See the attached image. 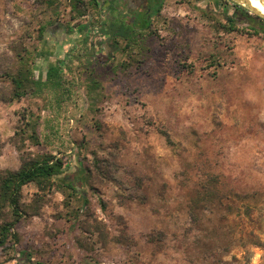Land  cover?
Segmentation results:
<instances>
[{
    "label": "rangeland",
    "instance_id": "rangeland-1",
    "mask_svg": "<svg viewBox=\"0 0 264 264\" xmlns=\"http://www.w3.org/2000/svg\"><path fill=\"white\" fill-rule=\"evenodd\" d=\"M217 1L144 0L96 53L107 1L0 0V171L51 153L81 181L41 193L0 264H264V32Z\"/></svg>",
    "mask_w": 264,
    "mask_h": 264
},
{
    "label": "trees",
    "instance_id": "trees-1",
    "mask_svg": "<svg viewBox=\"0 0 264 264\" xmlns=\"http://www.w3.org/2000/svg\"><path fill=\"white\" fill-rule=\"evenodd\" d=\"M78 1L79 0H75V2ZM91 1L97 2L98 0ZM218 2L219 1H217L216 4H219ZM231 5L233 7V13L231 15H226V20L230 24V30H234L236 22L240 20L254 23V25L258 26L259 29L264 32L263 18L255 14H250L248 9L241 7L234 1L231 2ZM118 20L119 18L117 21ZM105 28L106 26L104 24L99 27L101 33V39L99 40L100 45L105 41L106 35L110 36L111 41L114 42L116 36H121L126 39L130 32L124 21L119 24L110 23L108 25L109 29ZM58 75L59 68L57 66L48 67L47 79H51L54 76L57 77ZM10 80L12 84L8 97L10 100L20 98L31 87V83H37V79L33 76V72L27 67L13 73ZM35 128L36 125L32 124V132L28 135V138L35 144H38ZM64 165L65 161L61 157L51 153L36 155L27 153L22 154L21 164L18 169L0 171V248H4L10 241L17 243L18 236L14 227L22 217L29 213L28 210L30 208L34 214L37 215L39 213V203L43 200V194L41 193L52 188L58 190L68 188L70 190L69 195L77 193L81 185V181L76 174L77 172L70 175V177L68 176V178L63 176ZM79 172L81 173V170ZM27 184H34L38 192H40V194H35L36 198L34 204H25L21 201L22 188ZM26 255L28 256V254Z\"/></svg>",
    "mask_w": 264,
    "mask_h": 264
},
{
    "label": "flooded vegetation",
    "instance_id": "flooded-vegetation-1",
    "mask_svg": "<svg viewBox=\"0 0 264 264\" xmlns=\"http://www.w3.org/2000/svg\"><path fill=\"white\" fill-rule=\"evenodd\" d=\"M107 1V3L111 6H113V10L110 9V11H119L117 13H115V15L117 17H122V15L124 14H129V17H136L137 16V9H141L142 14L144 15L145 19L148 18L147 13H148V8L146 5H144V0H104ZM133 3H130V2ZM116 3V4H115ZM122 5L121 7H117V5L119 6L120 4ZM131 4H134L133 7ZM126 7V8H125ZM138 7V8H137ZM112 8V7H110ZM117 8V9H116ZM133 10V11H132ZM136 10V12L134 13V11ZM127 17V15H126Z\"/></svg>",
    "mask_w": 264,
    "mask_h": 264
},
{
    "label": "built area",
    "instance_id": "built-area-1",
    "mask_svg": "<svg viewBox=\"0 0 264 264\" xmlns=\"http://www.w3.org/2000/svg\"><path fill=\"white\" fill-rule=\"evenodd\" d=\"M90 34L89 35V44L90 45H93V47L96 49V53L97 51L99 50V40L101 39V33H100V30H99V27H94V28H90ZM99 46V47H98Z\"/></svg>",
    "mask_w": 264,
    "mask_h": 264
},
{
    "label": "crops",
    "instance_id": "crops-1",
    "mask_svg": "<svg viewBox=\"0 0 264 264\" xmlns=\"http://www.w3.org/2000/svg\"><path fill=\"white\" fill-rule=\"evenodd\" d=\"M130 3H133V2L131 1ZM119 4H120V3H119ZM131 5H132V7H133L134 4H131ZM121 6H122L121 4H120L119 6L117 5V7H121ZM125 8H126V7H125ZM116 9H117V8H116ZM132 11H133V10H132ZM117 12H119V11L115 10V11H113V12L110 14V16H109V19L114 20V21H113V24H114V22L117 21L118 18L120 19V17H117V16L115 15V13H117ZM135 12H136V10L134 11V13H135ZM136 13H137V12H136ZM112 43H113V42L111 41L110 36L107 35V37H106L105 41L102 43L101 47H102L103 50L108 51V50L112 49V47H113V44H112Z\"/></svg>",
    "mask_w": 264,
    "mask_h": 264
},
{
    "label": "water",
    "instance_id": "water-1",
    "mask_svg": "<svg viewBox=\"0 0 264 264\" xmlns=\"http://www.w3.org/2000/svg\"><path fill=\"white\" fill-rule=\"evenodd\" d=\"M237 3L241 4L242 6H245L248 8V10L250 12H252L255 15L260 16L261 18L264 19V14L262 12H260V10H258L257 8H255L252 4H250L247 0H235ZM261 5L264 8V0H258Z\"/></svg>",
    "mask_w": 264,
    "mask_h": 264
},
{
    "label": "bare ground",
    "instance_id": "bare-ground-1",
    "mask_svg": "<svg viewBox=\"0 0 264 264\" xmlns=\"http://www.w3.org/2000/svg\"><path fill=\"white\" fill-rule=\"evenodd\" d=\"M247 1L264 14V8L258 0H247Z\"/></svg>",
    "mask_w": 264,
    "mask_h": 264
}]
</instances>
